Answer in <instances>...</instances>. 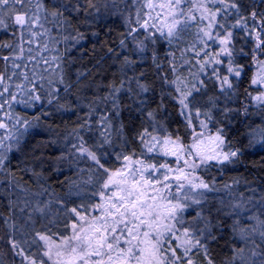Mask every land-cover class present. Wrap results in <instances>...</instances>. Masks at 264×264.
<instances>
[{"label":"snow or ice","instance_id":"6c2138e0","mask_svg":"<svg viewBox=\"0 0 264 264\" xmlns=\"http://www.w3.org/2000/svg\"><path fill=\"white\" fill-rule=\"evenodd\" d=\"M258 8H264V0L259 4L252 0L250 5L243 0H0V32L8 37L0 38V50H7L0 53V176L11 177L8 185L13 188L21 186L14 183L15 173L8 167L10 154L23 150L22 143L33 129L52 134L40 141V148L55 145L60 135L41 121V116L51 113L42 111L28 119L14 105L34 108L55 101L57 111L74 110L59 102L57 86L62 85L65 94L73 87L66 81L65 68L74 62L72 49L88 35L98 36L95 29L105 16L123 17L126 27L113 41L116 47H107L119 76L103 85V95L85 105L86 115L63 137L65 142H75L68 154L61 152L57 157L64 161L71 155L69 163L76 165L91 162L90 168H77L88 178L72 181L77 191L70 188L68 195L79 196L81 184L92 185L90 196L95 202L67 207L64 200L56 201L67 217L66 234L53 231L58 227L54 219L36 229L30 216L31 239L9 241L21 264H218L210 244L222 238L226 227L233 243L228 245L230 255L219 264H264V192L255 187L247 188L248 195L237 192L241 181L234 179L223 185L227 200L214 201L210 196L222 190L212 170L222 173L244 155V148L227 134L228 123L238 116L259 115L260 124L247 125V147L264 149V11ZM104 27L112 31L107 23ZM185 34L194 39L180 48L178 67L172 46L182 42ZM159 41L169 45L166 58L174 78L160 75L159 103L152 108L149 94L155 88L143 68L150 58L156 69H162L156 52ZM189 53L193 60L186 58ZM244 59L255 69L248 80L255 94L246 88L249 103L232 108L229 104L247 76ZM185 66L187 77L180 74ZM89 74L77 71L76 83ZM210 85L216 94L208 95ZM164 86L172 91L164 92ZM165 96L176 103L191 129V143H185L178 130L175 135L168 130L161 116ZM205 96L206 107L201 111L197 104ZM101 106L104 111H97ZM250 107L256 112H250ZM125 108L147 122L133 137L138 152L129 148L124 123L113 124ZM193 115L200 131L192 123ZM93 126L98 139L89 145L82 133L92 132ZM114 128L120 150L109 153ZM109 155L120 162L119 167L106 166ZM50 204H38L34 211L45 215Z\"/></svg>","mask_w":264,"mask_h":264},{"label":"trees","instance_id":"16d2710c","mask_svg":"<svg viewBox=\"0 0 264 264\" xmlns=\"http://www.w3.org/2000/svg\"><path fill=\"white\" fill-rule=\"evenodd\" d=\"M243 2L251 4L252 0H243ZM257 4L260 0H255ZM124 5H121V9ZM257 11H264V8H258ZM107 23L109 28L112 29L109 32L104 24ZM99 32L98 36L88 35V38L81 44L76 45L71 51V59L73 63L66 64V81L71 82L73 87L69 94H65L62 85H57L61 88L60 103H67L71 106V111H57L55 108V101L53 105H37L34 108H25L23 105H14L15 110L28 119H32L34 115H40L41 112L51 113L48 116H41V121L45 124L51 125L55 128L60 135L55 137L56 144L47 146L44 148L38 147L41 140H46L49 135L43 128L33 129L31 134L25 138L22 143V151L14 152L10 154V163L8 167L15 173L16 180L14 183H18L21 187L13 188L9 187L8 181L11 177L0 176V180L4 183H0V264H21V257L14 254L13 249L10 247L9 241L12 239L23 241L24 239H31L30 233L32 230V221H35V228L40 229L42 224H46L49 219H54L58 227H54V232H60L66 234L64 224L67 221V217L64 216V211L56 203L57 200H64L67 207H74L80 203H93L95 198L90 196L89 185L81 184L83 189L79 196H69V190L72 192L77 190L71 186L72 181L80 182L81 179H87L88 174L78 173L77 168H90L91 162L81 161L78 165L70 164L72 160L71 155H68V159L64 161L57 160V157L61 152L68 154V149L71 147V143H74V139H70L65 142L63 137L66 130H71L80 123V119L88 112L85 105L89 100L93 99L97 95H103L106 89L104 84L109 83L111 80L116 79L119 76L118 64L115 63V58L112 54L108 53L107 47H116L113 41L118 39V34L126 31L124 18L121 16H105L104 21L95 29ZM57 34V30L53 29V35ZM139 35V34H137ZM0 38L7 39L8 37L4 33L0 32ZM186 45V41H182L177 45L172 46L174 48H181ZM239 46V45H238ZM61 50L64 45L61 44ZM131 47V45H130ZM151 48V46H150ZM169 50V45L166 41H159L156 45V52L162 62V69H156L151 59L148 58L144 64L143 70L146 71V79L155 88L153 93H150L149 107L154 108L159 103V97L161 94V80L160 75L167 74L169 79L174 78L172 72L168 67V61L166 53ZM247 51V48L245 49ZM7 50H0V53L6 54ZM45 56L48 53L44 54ZM147 55V54H146ZM246 66L247 76L242 77V83L239 85V91L237 97H234L233 101L229 104L232 108H238L244 103H249V100L244 96V90L247 88L249 92H253V89L248 87V80L255 71L254 68L249 67L250 61L244 59L241 61ZM77 71H86L90 74L86 77H82L80 83H76ZM97 85H100L98 88ZM47 87V86H46ZM208 95H214L215 89L210 85ZM164 92H171L172 89L168 86L163 87ZM173 94H175L173 92ZM255 92H253V95ZM43 95V92L41 93ZM77 97H81V100H77ZM206 100V98H205ZM126 98L123 99V104H127ZM205 104V103H204ZM165 111L161 113L167 124V128L173 135L177 134L187 140L190 136L191 129L186 125V121L179 115L178 106L168 96L164 97ZM206 105V104H205ZM223 106V104H221ZM97 111H104V107L101 106ZM250 112L255 113L254 108L249 109ZM214 117L220 120L221 117L215 111ZM95 120V117H93ZM120 121L125 125V134L129 140V148L139 151V144L133 140L135 131L141 127L147 126V122L143 120L136 113H129L127 108L121 113L119 120L113 119L114 126H118ZM247 122V123H246ZM260 124L261 120L259 115L253 114L250 117L238 116L232 120L226 126V131L229 137L232 139L236 146L244 148V155L240 157V163L233 166H228L224 171L218 172L215 169L212 170V175L216 177L217 187L222 190L218 193H212L210 196L215 201L216 198L222 197L227 200L228 194L223 190L224 183H232L234 179H239L241 183L235 187V191L244 192L248 195V187H255L261 192H264V149L259 146L249 148L247 147V125L248 124ZM98 129L93 126L92 132H84V139L91 145L97 136ZM121 141L115 137V128L113 136V146L107 150L109 153H115L120 150L119 145ZM128 148L125 149L127 151ZM107 167H119L120 162L113 158V155L107 157ZM59 169V170H57ZM35 173V174H34ZM207 178L208 174L205 173ZM247 181V184L244 182ZM47 189V191H44ZM37 193H42L37 195ZM51 201L49 208L45 209V215L34 211L39 204L43 207L45 203ZM11 202V204H10ZM25 202L27 206H25ZM23 208V211L21 209ZM10 218V219H9ZM189 218H191L189 216ZM8 220V223L5 221ZM230 223V221L228 222ZM9 224H14V228H10ZM219 235V234H218ZM233 243L232 235L229 229L226 227L223 230L222 238L218 242L210 244L212 255L219 261L226 255H230L228 245ZM236 246H240L237 244ZM32 251H35V246L32 247ZM200 259V258H198Z\"/></svg>","mask_w":264,"mask_h":264},{"label":"rangeland","instance_id":"374dc122","mask_svg":"<svg viewBox=\"0 0 264 264\" xmlns=\"http://www.w3.org/2000/svg\"><path fill=\"white\" fill-rule=\"evenodd\" d=\"M137 34H139V33H137ZM194 39V37L192 36V35H190V34H185L184 36H183V40L184 41H186V44H190L191 42H192V40ZM183 47V46H182ZM181 47V48H182ZM173 52L175 53V63L177 64V66L179 67V65H180V62H181V52H180V48H174L173 49ZM186 55V58L188 59V60H193V57H192V55L189 53V54H185ZM194 62V61H193ZM180 74L182 75V76H184V77H187L188 76V72L186 71V66L185 67H180ZM210 90V89H209ZM208 90V93L210 94L211 93V91H209ZM205 98H206V96L205 97H202V98H200V100H199V103L197 104V107H201V111H203L204 109H205V107H206V105L204 104L205 103ZM214 112V111H213ZM214 115V114H213ZM201 119H203V117H201ZM216 119V118H215ZM192 123H193V125L194 126H196V131H200L201 129L197 126L198 125V122H197V118L193 115V117H192ZM209 128L210 129H212V131H215V127L212 125V124H210L209 125ZM190 137H191V132H190V136H189V138L187 139V140H184L185 141V143H191V139H190ZM91 186L92 185H89V190H91Z\"/></svg>","mask_w":264,"mask_h":264}]
</instances>
